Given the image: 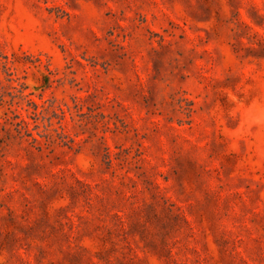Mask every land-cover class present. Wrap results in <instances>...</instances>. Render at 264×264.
Masks as SVG:
<instances>
[{
  "label": "rangeland",
  "instance_id": "obj_1",
  "mask_svg": "<svg viewBox=\"0 0 264 264\" xmlns=\"http://www.w3.org/2000/svg\"><path fill=\"white\" fill-rule=\"evenodd\" d=\"M0 264H264V0H0Z\"/></svg>",
  "mask_w": 264,
  "mask_h": 264
}]
</instances>
